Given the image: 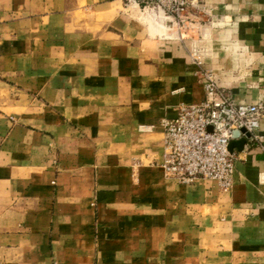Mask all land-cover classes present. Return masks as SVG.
Masks as SVG:
<instances>
[{
    "label": "crops",
    "instance_id": "1",
    "mask_svg": "<svg viewBox=\"0 0 264 264\" xmlns=\"http://www.w3.org/2000/svg\"><path fill=\"white\" fill-rule=\"evenodd\" d=\"M196 1L183 35L125 0H0V264H264V147L234 141L226 192L160 168L201 71L264 103V0Z\"/></svg>",
    "mask_w": 264,
    "mask_h": 264
},
{
    "label": "built area",
    "instance_id": "2",
    "mask_svg": "<svg viewBox=\"0 0 264 264\" xmlns=\"http://www.w3.org/2000/svg\"><path fill=\"white\" fill-rule=\"evenodd\" d=\"M135 4L144 15H149L168 31H189L188 9L196 0H125ZM200 55L191 56L201 67ZM204 98L199 103L181 105L177 116L162 122L164 156L160 164L165 176L181 185H192L198 180L215 181L226 192L233 186L234 154L229 145L236 139L257 143L264 147V137L257 134L264 118V103L237 104L220 88L213 75L200 72ZM239 136L235 139L234 135Z\"/></svg>",
    "mask_w": 264,
    "mask_h": 264
},
{
    "label": "rangeland",
    "instance_id": "3",
    "mask_svg": "<svg viewBox=\"0 0 264 264\" xmlns=\"http://www.w3.org/2000/svg\"><path fill=\"white\" fill-rule=\"evenodd\" d=\"M196 5L199 7V9H200V12L201 13H203V15L205 14L204 12H205V7H204V5H203V3H201V2H197L196 3ZM155 21V20H154ZM187 34V33H186ZM185 34V35H186ZM200 56V59H201V62H202V54L200 53L199 54ZM203 65V63L201 64V66ZM203 71H207V72H210L212 75H213V77H214V80H215V82H216V84H217V81H216V78H215V76H214V74H213V72L211 71V70H208V69H206V70H203ZM218 85V84H217ZM257 103H262V102H257ZM255 104V103H254ZM223 192V191H222Z\"/></svg>",
    "mask_w": 264,
    "mask_h": 264
},
{
    "label": "water",
    "instance_id": "4",
    "mask_svg": "<svg viewBox=\"0 0 264 264\" xmlns=\"http://www.w3.org/2000/svg\"><path fill=\"white\" fill-rule=\"evenodd\" d=\"M135 1H139V0H135ZM238 136H239V134L236 133V134L234 135V138L236 139ZM244 144H245V140H242V141H241L240 143H238L237 145L242 146V145H244ZM233 145H236V142L232 141V142L230 143V145H229V149H230Z\"/></svg>",
    "mask_w": 264,
    "mask_h": 264
}]
</instances>
